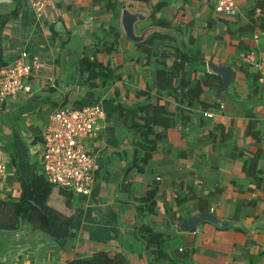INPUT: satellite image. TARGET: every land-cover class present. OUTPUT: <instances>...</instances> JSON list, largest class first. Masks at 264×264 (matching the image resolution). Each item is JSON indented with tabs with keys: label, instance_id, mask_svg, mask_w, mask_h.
Returning <instances> with one entry per match:
<instances>
[{
	"label": "crops",
	"instance_id": "crops-1",
	"mask_svg": "<svg viewBox=\"0 0 264 264\" xmlns=\"http://www.w3.org/2000/svg\"><path fill=\"white\" fill-rule=\"evenodd\" d=\"M32 1L20 0L17 14L1 26L2 59L25 49L38 66L28 76L29 90L0 106V159L7 164L0 199L17 200L22 182L44 174L41 135L53 111L66 104L103 107L98 134L82 138L100 166L88 193L55 185L48 198L49 205L72 215L71 236L57 240L25 221L18 230L1 231L0 264H70L94 252L115 264H264V81L244 58L252 52L264 61V0H237L234 14L216 12L211 0H47L41 15ZM13 7L14 0H0V17ZM123 7L145 15L135 22L136 33L152 27L144 39L151 32L171 37L154 35V50L140 49L120 24ZM174 44L200 48L196 66L185 65L190 83L203 87L190 105L155 84L156 70L172 63ZM85 58L111 69L108 82L86 80ZM210 64L231 69L222 90L223 75L210 72ZM205 80L217 82L208 86ZM156 101L173 114L174 124L153 126L147 136L154 148L142 160L143 149L135 143L142 134L129 123L143 120L119 108ZM179 104L190 111L186 123L178 117ZM206 110L213 115H204ZM249 158L258 185L242 166ZM153 188L154 205L140 211V197ZM211 210L242 225L203 220L191 230L179 228L184 218ZM148 228L163 233L167 256L155 257Z\"/></svg>",
	"mask_w": 264,
	"mask_h": 264
},
{
	"label": "trees",
	"instance_id": "trees-1",
	"mask_svg": "<svg viewBox=\"0 0 264 264\" xmlns=\"http://www.w3.org/2000/svg\"><path fill=\"white\" fill-rule=\"evenodd\" d=\"M19 3L20 0H14V7L11 13L0 17V65L7 62V60L2 59L1 26L8 17L15 16L17 14ZM158 7H160V2L153 6L151 15ZM113 9H115V16L118 10L115 6H113ZM160 22L161 21H157V23ZM109 33L112 34L111 37H113L116 33L113 25H110ZM154 33L151 32L143 41L136 42V45L139 46L140 49L142 48L145 52L149 53L154 50V35L160 39L171 37L160 32ZM112 39L111 42L114 41V38ZM111 46L112 44L109 45V49ZM170 47L172 48V53H174L172 63L168 69L159 68L156 70L155 84L159 87V89L165 90L166 94H172L179 103L186 102L190 105L198 100L203 91V87L199 81L192 84L190 83L191 71L187 69L185 65L186 63L191 62L196 66L198 60L201 59L200 48L197 45L193 48H187L183 44H174ZM81 70L86 74V80L95 76L99 77L102 80V83H106L111 77V69L103 66V64L97 60H89L87 58H85V60L83 59ZM208 77L213 76L206 73V78ZM216 82L205 80L204 84L212 86L216 84ZM141 111H143V113ZM119 113L122 115H140L143 120L141 123L130 120L129 123L131 127H133L136 131H140L142 134L139 139L135 140L136 150L143 149L141 153L142 160L148 159L151 150L154 148L155 140L147 136L148 133L153 132V126L161 125L164 130V128L174 124L173 114L167 112L164 106L158 103V101L143 104L137 103L129 110H123L122 107H120ZM177 113L180 121L182 123H186L185 117H188L190 114V111L186 108V106L179 104ZM216 128L219 129L221 133L225 130L222 126H216ZM161 133L164 132L162 131ZM251 164V158H249L246 159L242 166L246 174L251 176V178L258 185L260 178L256 176L254 171H252ZM54 187L55 184L50 183L45 174H41L31 178L29 181L22 182L21 195L17 200L7 201L0 199V233L1 228L4 227L18 230L20 228V221L21 223L26 221L31 224L32 227L40 228L57 240L63 237L71 236L72 231L70 229V223L72 215H66L47 203ZM154 195V188L147 190L146 194L140 197V203L137 205L138 209L140 211L150 209L155 203ZM182 200L183 198H180L179 196L177 203H180ZM145 235L149 245H153L155 247L153 251L155 252L156 258L167 256V252L163 247L162 232H154L151 228H148L145 230ZM169 261H172V259L169 258ZM70 264H115V261L112 257H109L102 252H94L92 256L88 258L72 259Z\"/></svg>",
	"mask_w": 264,
	"mask_h": 264
},
{
	"label": "built area",
	"instance_id": "built-area-1",
	"mask_svg": "<svg viewBox=\"0 0 264 264\" xmlns=\"http://www.w3.org/2000/svg\"><path fill=\"white\" fill-rule=\"evenodd\" d=\"M214 10L223 14L238 11L237 0H211ZM47 0H33L32 6L41 15ZM257 14L260 8L256 9ZM257 70V79L264 81V61L252 52L244 55ZM38 66L35 58H28V51L21 49L12 59L0 65V106L5 100L20 90H29L28 76ZM222 106V104L220 105ZM213 111H204L211 116ZM103 107L99 103L81 105L66 104L57 107L50 115L41 135L42 170L47 180L55 185L71 187L77 193H88L99 168L96 156L82 141L84 136L95 137L99 131V120L103 117ZM7 164L0 159V177ZM12 264H32L14 260Z\"/></svg>",
	"mask_w": 264,
	"mask_h": 264
},
{
	"label": "water",
	"instance_id": "water-1",
	"mask_svg": "<svg viewBox=\"0 0 264 264\" xmlns=\"http://www.w3.org/2000/svg\"><path fill=\"white\" fill-rule=\"evenodd\" d=\"M144 18L145 15L143 13L139 11H132L128 7H123V9L121 10L120 24L125 34L133 41L139 42L140 40L144 39L149 29L152 28V27H146L142 30L141 33H136L135 22ZM209 71L214 74L220 73L223 75L222 83L218 88V90H222L225 86H227L231 74V69L229 67L210 64ZM203 220L210 221L217 226H227L233 223H239L240 225H242L239 220L220 217L213 210H211V211H198L193 215L184 218L180 222L179 228L183 231L191 230ZM12 230H13L12 228H5V227L1 228V231H12Z\"/></svg>",
	"mask_w": 264,
	"mask_h": 264
},
{
	"label": "rangeland",
	"instance_id": "rangeland-1",
	"mask_svg": "<svg viewBox=\"0 0 264 264\" xmlns=\"http://www.w3.org/2000/svg\"><path fill=\"white\" fill-rule=\"evenodd\" d=\"M71 189H72L71 187L68 188V190H71ZM53 200H56L55 196H53Z\"/></svg>",
	"mask_w": 264,
	"mask_h": 264
}]
</instances>
